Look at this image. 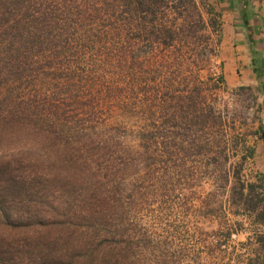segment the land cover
Here are the masks:
<instances>
[{"label": "trees", "instance_id": "obj_1", "mask_svg": "<svg viewBox=\"0 0 264 264\" xmlns=\"http://www.w3.org/2000/svg\"><path fill=\"white\" fill-rule=\"evenodd\" d=\"M218 18L204 0H0V264L180 263L137 214L223 150L198 78Z\"/></svg>", "mask_w": 264, "mask_h": 264}, {"label": "rangeland", "instance_id": "obj_2", "mask_svg": "<svg viewBox=\"0 0 264 264\" xmlns=\"http://www.w3.org/2000/svg\"><path fill=\"white\" fill-rule=\"evenodd\" d=\"M204 2L211 5L209 0ZM233 6L226 9L228 19L236 18ZM215 11L220 27L215 25L216 33L210 28L204 32L208 48L213 49L217 41L215 51L203 55L198 78L222 112L223 150L191 155L186 166L193 174L201 170L199 179L190 176L174 182L166 194L149 198L137 220L150 230L154 244L168 242L164 247L177 255L179 264H264L258 242L264 238V228L255 223L264 222V171L255 158L264 136L263 80H245L240 65L239 50L249 45L247 15L236 22L221 21ZM260 64L252 59L255 68ZM210 159H222L223 165L215 168Z\"/></svg>", "mask_w": 264, "mask_h": 264}, {"label": "crops", "instance_id": "obj_3", "mask_svg": "<svg viewBox=\"0 0 264 264\" xmlns=\"http://www.w3.org/2000/svg\"><path fill=\"white\" fill-rule=\"evenodd\" d=\"M236 2L237 5L235 4V6H233V1L231 0H209L211 6L219 11L221 21L230 19H228L226 9H232V6L237 7V15L234 14L236 15V18L233 16V18L230 19V22H236L237 20L240 21L239 17H244L243 19H245V15H247V24L249 25L247 41L249 45L246 47L244 44L239 50V57L242 58L240 65L243 69L242 71L246 75L245 80L249 82H255L260 78L263 80L262 84L264 91V0H236ZM244 9L252 13L250 14ZM235 34L239 38L240 34L238 32H235ZM253 58L257 60L259 59L261 67L255 68V66L251 65ZM255 155L259 166L264 171V136L263 138H260L255 149Z\"/></svg>", "mask_w": 264, "mask_h": 264}, {"label": "built area", "instance_id": "obj_4", "mask_svg": "<svg viewBox=\"0 0 264 264\" xmlns=\"http://www.w3.org/2000/svg\"><path fill=\"white\" fill-rule=\"evenodd\" d=\"M255 223H256L258 226L264 228V222L255 221Z\"/></svg>", "mask_w": 264, "mask_h": 264}]
</instances>
